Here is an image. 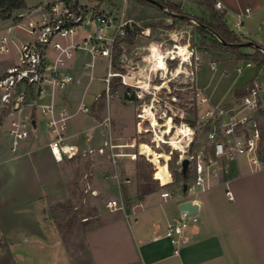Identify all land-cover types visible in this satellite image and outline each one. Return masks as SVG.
I'll list each match as a JSON object with an SVG mask.
<instances>
[{"label":"crops","instance_id":"crops-1","mask_svg":"<svg viewBox=\"0 0 264 264\" xmlns=\"http://www.w3.org/2000/svg\"><path fill=\"white\" fill-rule=\"evenodd\" d=\"M25 1L28 7L35 5ZM172 1L189 14L209 20L206 5L196 0ZM221 1L225 5L223 12L230 29L243 39L264 47V0ZM246 8L252 9L248 15ZM160 12L149 15V26L143 31L147 35L144 40L149 41V55H153L155 49L167 52L178 45H191L189 38L193 28L188 25L189 21H177L165 11ZM126 16L140 25L139 20L128 16L127 12ZM0 20L6 22L5 26H0L1 34L10 21ZM83 34L85 32L81 30L76 39ZM182 37L188 42L181 44ZM136 39L138 43L140 35ZM124 43L120 45L123 47ZM242 50L252 51L249 47ZM198 54L201 61L210 62L211 76L207 79L201 73V62L192 76L186 63L182 65L183 72L175 76L174 71L181 65V59H169L172 76L167 81L164 77L162 79V83L166 82L162 89L168 97L163 98L164 101L169 103V100L176 99L175 90L171 87L178 84L174 81L181 82L179 78L183 73L195 89L193 104L199 115L210 105L234 107L237 91L264 80V77L260 78L258 68L257 72H246L256 66L255 63L237 59L227 51L198 50ZM98 58L93 68L86 67L85 63L92 60L90 54L84 50L76 52L70 60L73 81L58 94V100L65 103L72 114L67 129L68 145L74 147V153L96 157V163L86 160L76 164L80 154L65 156L62 162H56L48 145L44 116L38 119V128L31 133L26 148L19 153H12L9 136L0 132V140H3L0 143V264H28L27 253L21 249L25 247H34L35 256L53 257L55 264H264V166L254 170L246 157L229 160L210 156L204 184L196 200L199 203L198 220L191 222L185 230L187 239L180 244L172 243L166 236V230L169 224L180 221L182 217L183 189L156 188L155 183L140 180L134 163L137 159L122 157L114 164L107 154L98 152L110 136L130 141L137 135L138 125L142 124L133 123L134 115L128 116L132 114L130 108L134 100H126L128 103L124 104V95L120 94L126 88L124 84L120 85L122 90L119 92L107 94V107L98 114L92 113L94 104L104 93L90 96V103H87ZM218 59L222 61L220 69H217ZM212 62H215L214 67ZM171 63L174 64L172 68ZM152 64L153 61L149 60V74L150 71L153 73ZM106 68L105 83L109 71L115 69L114 61L110 65L108 59ZM150 85L157 89L149 79ZM176 88L179 89L178 86ZM197 92L209 101L198 104L200 97ZM157 93L150 91L152 103H155L153 99L158 97ZM105 97L106 93L103 99ZM82 105L88 109L82 111ZM168 120L165 118L161 124L164 135ZM122 122L127 124L119 128ZM171 123L172 127L177 124ZM123 162L129 163L125 166ZM10 163L15 168L13 171L5 169ZM78 167L81 170L78 171ZM95 169L98 172L92 174ZM116 174L122 181L121 188ZM153 178L158 180L155 176ZM125 179H130V182H123ZM10 182H18L21 186L15 190L9 185L4 186ZM158 182V185H164L160 180ZM170 183L172 181L165 185ZM228 190L233 198L229 197ZM159 191L160 195L157 194ZM165 191H169L171 196L163 197ZM121 197L125 200V209L111 210L107 206L108 200ZM69 221L64 235L61 226ZM177 248L179 253L175 252Z\"/></svg>","mask_w":264,"mask_h":264},{"label":"built area","instance_id":"built-area-1","mask_svg":"<svg viewBox=\"0 0 264 264\" xmlns=\"http://www.w3.org/2000/svg\"><path fill=\"white\" fill-rule=\"evenodd\" d=\"M123 1L124 4L127 2ZM211 1L216 9L224 11L225 5L221 0ZM111 4L105 8L100 1L54 0L14 10L7 19L10 24L0 34V132L9 136L12 153H19L26 148L31 133L38 128V113L46 119L48 145L56 162H62L65 156L74 157L82 153L72 152V147L67 143V129L72 114L68 106L58 100V94L73 81L70 60L76 52L84 50L90 54L92 60L85 63L86 67L93 68L98 57H107L111 65L117 43L127 35V28L133 27V21L126 16L125 6L121 9L112 8ZM251 11V8H246L247 15ZM81 30L85 34L76 39ZM187 48L189 56L185 63L190 67L189 74L193 75L200 67L201 56L195 47L188 45ZM212 66H215V62H212ZM116 74L121 75L123 84L128 88H137L134 93L139 99L144 98L137 84L127 82L124 74L112 70L105 79L107 94L111 91V79ZM263 83L264 80L248 86V91L232 108L210 105L199 115L198 122L194 123V136L179 142L183 146L182 150H178L180 169H183V160L189 159L187 173L191 176V180L187 181L185 201H192L199 206L196 200L210 161L206 150L199 145L198 132L201 128L207 129L214 156L229 160L246 157L254 170L264 166V131L255 118L256 112L264 111ZM128 88L126 94L133 96ZM196 95L200 97V92ZM208 101L206 96L197 100L198 104ZM150 107L152 111L154 105ZM87 109V106H81L82 111ZM141 115L138 114L143 118ZM149 121V131L154 134L152 143L155 144L149 146L158 148L160 143L155 141L157 126L151 118ZM137 132H144L143 123L138 125ZM143 144L147 143L140 142L138 135L130 141L110 136L98 148V152L107 154L116 164L119 158L136 160L140 154H146L142 152ZM116 178L121 188L120 176L116 174ZM123 182L129 183L130 179ZM227 193L233 198L230 190ZM162 196L170 197L171 193L165 191ZM107 206L111 210L125 209V200L123 197L110 199ZM197 212H183L180 221L169 224L166 236L172 243L180 244L183 239H187L185 230L191 222L198 220ZM179 251V248L175 250L176 253Z\"/></svg>","mask_w":264,"mask_h":264},{"label":"rangeland","instance_id":"rangeland-1","mask_svg":"<svg viewBox=\"0 0 264 264\" xmlns=\"http://www.w3.org/2000/svg\"><path fill=\"white\" fill-rule=\"evenodd\" d=\"M29 4L33 5H37L36 3H47L50 1H54V0H27ZM85 1V0H83ZM87 2L91 3V2H96V1H104L103 2V6L109 7V1L110 0H86ZM113 3V4H111ZM111 6L112 8H122L123 6H125L126 12L128 16H132L136 19L139 20V24L134 23L133 22V27L131 28V34H129L128 36H126V41H124V46L122 47L121 45L118 46L115 50V54L113 56V61H114V65H115V69H113V72L116 73H120V74H129L128 78L130 81H132L133 83H138L142 88H139V92L141 94L144 95L143 99H139L136 94L134 93V90H137L136 87H130L128 88L126 86V88H123V93H120L121 95H124V97L122 98V100H124V104H127L128 101L130 99L134 100L133 103H131V111L132 114L129 113L128 116L130 115H134V122L137 125L139 123H143L144 126V132L140 135H138V139L140 142L143 143H147V144H151V145H155L154 143H152V139L154 137V134L149 131V127H150V121L149 118H151L149 115L147 117L144 118H140L138 116V114H144L145 113V109L146 108H150L151 110V105H154L152 111H153V115L156 116L159 126H157V132L162 134L163 133V126L161 125L164 121L165 118L167 116V118H169L170 123L172 122V119L174 121V123H178L176 125L179 124H183V123H190L191 125L194 126V131H195V122H198L199 120V113L197 111H195L194 106L195 104H193V93H194V87L191 86L190 83V79L188 77H186V75L183 73V75H180V80L181 82L179 83L178 81H174V83H178L176 84L175 87H171L172 90H175L174 93L176 96V99H174V101L170 102L171 100H169V103H167L166 101H164L163 98H168L166 92L164 91V89H154L153 86H149V79L152 81V84L157 85V86H161L162 83V79L163 76L161 71H156L153 68H151V70L153 71V73L150 71L149 74V60L153 58V64L152 65H163L166 62V57L171 59L170 55L168 56V51H159V50H154L153 51V55H149V41L148 40H144V36H147L145 33H143V31L146 30V28L149 26V15H154V14H160V10L155 7L152 3H149L148 1L145 0H127V2L124 4L123 0H112L111 1ZM150 4V5H149ZM150 6V7H149ZM185 13H187L188 11L186 9L183 10ZM116 12V11H115ZM189 14V12L187 13ZM207 18H209V20H212V16L210 11L208 10V14H207ZM188 22V21H187ZM5 26L6 22L4 20H0V26ZM188 25L191 26L192 29V36H190V44L191 47H195L198 50H205V47L201 44V38L200 35L197 34V31H195V28H197L198 24L197 22H192L189 21ZM188 28V27H187ZM197 30V29H196ZM135 35V36H133ZM137 35H140L141 40L138 41V43L136 42L137 39ZM134 37L132 43L129 42V39ZM144 40V41H142ZM188 41L186 40L185 37H182V41L181 44L187 43ZM177 47H181V45L175 46V48ZM252 51L253 48L251 46H248ZM245 47V48H248ZM124 48V49H123ZM120 50V52H119ZM170 50V49H169ZM126 51V52H125ZM211 51V50H210ZM218 51H222L224 52L225 49L223 50H218ZM251 51V52H252ZM124 52V54H123ZM168 59V60H169ZM176 59V58H175ZM180 59V58H179ZM236 60V59H235ZM98 64L96 66V70H95V79L92 80L91 82V86L88 89V97H87V103H90V96L96 95L98 92H105L106 93V83L104 82V77L107 75V62H108V58L106 57H99L97 60ZM168 64V63H167ZM244 64V63H243ZM174 64H170V67H174ZM233 65V64H232ZM222 66V61L221 59L217 60V69H220ZM169 67V66H168ZM201 67H202V74L204 76L207 77V79L211 76V74L213 73V70H211V64L210 62H207L205 60L201 61ZM257 68L259 69V76L260 78L264 77V66H260L254 65V67L247 69L246 72H257ZM216 69V70H217ZM215 70V71H216ZM128 71H130L128 73ZM134 72V74H133ZM156 74H155V73ZM172 72V71H171ZM169 74V77L172 76V74ZM121 76V75H119ZM134 76V77H133ZM192 76V75H191ZM116 77H112L111 79V84H113V79ZM122 78V77H121ZM168 78H166L167 80ZM86 80H89L88 77ZM186 80L188 82H186ZM186 82V83H184ZM173 83V82H172ZM143 85V86H142ZM185 86L184 88L181 86ZM253 85L250 84L249 86ZM178 86L179 89H177L176 87ZM121 86H117L116 89H113L111 87V91L110 94L119 92V89L122 90V88H120ZM164 87H166V83L164 85ZM130 90L133 94V96L131 95H127L126 91ZM156 88V87H155ZM174 88V89H173ZM169 90V89H168ZM158 92V97L155 100V103L152 104L151 102V98L152 95L149 94V92ZM246 92L248 91V87L245 90ZM241 99V97H237L236 102H239ZM128 100V101H126ZM107 93H106V97L103 99V97L99 98L96 103L93 106V110L92 113H96L98 114L100 112L101 109H103L104 107H107ZM113 108H114V104H113ZM114 112V109H113ZM115 113V112H114ZM165 113V114H164ZM164 114L165 118H162ZM41 114L38 113L37 118L41 119ZM168 116H173L172 118L168 117ZM255 118L257 119V121L261 124L263 131H264V111H258L255 113ZM127 124V122L125 123H120L119 124V128L124 127ZM186 125V124H185ZM172 126V123H171ZM181 126H178L177 128H179ZM161 128V129H160ZM133 129H135V127L133 126ZM176 131H173L172 133H170L169 135H166V139L169 141L171 140L173 137H176ZM47 138V137H46ZM180 139V138H179ZM3 140H0V143ZM42 141V140H41ZM198 141H199V145L201 148L205 149L207 152L208 157L210 158V156L213 155L212 150H211V145L210 142L208 141L207 138V129L206 128H201L198 132ZM8 142V141H7ZM44 142V141H43ZM42 142V143H43ZM38 143H40V140L38 141ZM154 150H156L159 153H162L163 155L168 156L169 158L164 159L161 158V162L163 164H166L168 166V169L170 170V173L172 174L173 180L172 183H170V185H158L159 182L158 180H155L154 177V173L156 170V165L154 166V164L152 163V161L150 160V156L148 157V154L146 153L145 155L142 154L141 156H139V158L134 161V163L136 164V170H137V174L140 177V180L143 182H149V183H155L156 188H159V186L162 187H169L170 190H178V188L180 189L181 186H183V184L187 181L191 180V176L189 175V179L186 181L182 180L181 174H180V164H179V152L178 150H174L172 147V145H170L169 142H162L160 143V146L157 148L155 146H152ZM82 154V153H81ZM80 154V155H81ZM147 155V156H146ZM80 158L76 161V164H81L82 162H85L86 160L92 161L93 163H96V157L89 155V156H79ZM208 158V159H209ZM126 161V160H125ZM54 163V161H53ZM129 163V162H128ZM127 162H123V165H127ZM54 166H56V164H53ZM155 167V168H154ZM9 168V170L13 171L12 169H15L12 166V163H10L8 165V167H6L5 169ZM54 168V167H53ZM17 169V168H16ZM81 170L80 167H78V171ZM126 171V170H125ZM98 172V170H92V174H96ZM127 173V172H125ZM10 186V188L14 189L15 188H19L21 186V184L19 185L18 182L14 183V182H10L5 183L4 186ZM28 185V184H26ZM45 185H47L45 183ZM158 185V186H157ZM24 186V185H23ZM22 186V187H23ZM182 190V189H181ZM159 191L157 194L160 195ZM0 219H2V216L0 215ZM70 225V221L67 223V225L65 224V227L67 228V226ZM23 251H25L27 254V259H28V264H55L54 262V258L49 256V255H38L35 256L34 252H35V248L34 247H25V248H21ZM36 257V258H35ZM35 258V259H34ZM22 263V261L20 262ZM17 264H19V262H17Z\"/></svg>","mask_w":264,"mask_h":264},{"label":"trees","instance_id":"trees-1","mask_svg":"<svg viewBox=\"0 0 264 264\" xmlns=\"http://www.w3.org/2000/svg\"><path fill=\"white\" fill-rule=\"evenodd\" d=\"M148 1V0H145ZM158 4L152 3L158 9L165 11L170 14L177 21H190L194 20L197 22V33L200 35L201 44L205 47L206 51L210 50H224L227 51L232 56L240 60L251 61L257 65L264 66V47L257 44L251 40H245L240 37L235 31L230 29L226 20L225 14L223 11L216 9L214 2L211 0H196L201 4H204L208 7L212 20H206L203 17L187 14L183 9L172 0H157ZM28 5L25 0H0V19H8L14 10L25 9ZM131 34V28H127V35ZM125 36V37H126ZM135 36V35H133ZM121 39L117 43L116 48L120 44L126 41V38ZM129 39V42L132 43L134 37ZM251 46L253 48L252 52H244L242 49L244 47ZM120 52V50H119ZM121 76L115 78V84H111L113 89H116L117 86L122 85ZM246 93L245 89H241L236 92L237 97H242ZM105 95V92L101 94V97ZM178 124V123H177ZM194 136V135H193ZM183 181L189 179V173L186 175L180 171ZM63 234H66L67 228L61 226Z\"/></svg>","mask_w":264,"mask_h":264},{"label":"bare ground","instance_id":"bare-ground-1","mask_svg":"<svg viewBox=\"0 0 264 264\" xmlns=\"http://www.w3.org/2000/svg\"><path fill=\"white\" fill-rule=\"evenodd\" d=\"M170 55L171 59L172 58H180L181 59V65L178 66L177 70L174 71L175 76H178L181 72H183L182 70V65L187 61L188 56H189V51L188 48L185 45H181V47H177L175 49H170L168 50V56ZM168 59L166 57V62L168 63ZM150 61H153V58L150 59ZM161 64V65H152V68L156 71H161L163 76L165 79L169 78V74H170V69L168 67V64ZM129 74L125 75V80L129 83L132 84H137V86H139L140 88H142L138 83H133L132 81L129 80L128 78ZM174 79V78H173ZM167 81V80H166ZM166 82H164L161 86H156L157 89H161L164 87ZM143 86V85H142ZM145 113L141 115V117H147L148 115L151 117L153 124L155 126H158V120L156 118V116L153 115V112L150 110V108H146ZM170 118H172L171 116H168ZM148 118V117H147ZM167 118V116H166ZM173 121V119H172ZM186 124V125H185ZM178 126H181L179 128H177ZM160 127V126H159ZM161 129V128H160ZM164 129V128H163ZM165 129L166 131L165 134H169L172 133L173 131H176V137H173L171 139V142H169L167 139H165V135L164 134H160L158 132H156L155 134V141H158L159 143L162 142H169L170 145H172V147H174V150H182L183 146L179 143L181 140H184L190 136H193L194 133V126L191 125L190 123H183V124H179V125H173V127L171 126L170 120H168L165 124ZM180 138V139H179ZM72 152H74V147L71 148ZM142 152L143 153H147L150 156V160L152 162H154V164L156 165V170L154 173V176L156 179L160 180L162 184H167L169 182H171L173 180L172 174L170 173V170L168 169V166L166 164H163L161 162V158L166 157L165 159L169 158L166 155H163L162 153L160 154L159 152H156V150H154L153 148H151V146H149V144H143L142 145Z\"/></svg>","mask_w":264,"mask_h":264},{"label":"water","instance_id":"water-1","mask_svg":"<svg viewBox=\"0 0 264 264\" xmlns=\"http://www.w3.org/2000/svg\"><path fill=\"white\" fill-rule=\"evenodd\" d=\"M152 3H155V4H158V1L157 0H148ZM182 166H183V169H182V172L184 175L187 174V170H188V166H189V159H184L183 162H182ZM187 187H188V184L187 182H185L183 184V191L186 192L187 191ZM198 204H194L192 201H184L182 202L181 204V210L182 212H188L189 214H193L195 212L198 211Z\"/></svg>","mask_w":264,"mask_h":264}]
</instances>
